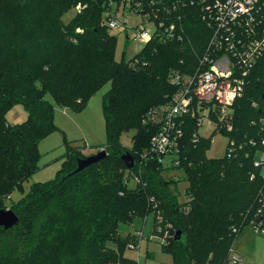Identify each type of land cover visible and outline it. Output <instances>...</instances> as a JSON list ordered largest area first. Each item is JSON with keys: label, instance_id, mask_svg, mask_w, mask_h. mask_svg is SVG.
<instances>
[{"label": "trees", "instance_id": "trees-1", "mask_svg": "<svg viewBox=\"0 0 264 264\" xmlns=\"http://www.w3.org/2000/svg\"><path fill=\"white\" fill-rule=\"evenodd\" d=\"M138 2L149 11L155 8L157 19L166 25L175 23L177 36L168 38L156 32L133 62L138 66L133 69L130 63L116 60V36L109 33L108 20L114 3L133 11ZM78 5L79 12L66 24L63 16ZM200 8L199 0H0V210L4 209L2 199L39 169V144L57 129L55 108L46 96L58 106L81 112L99 89L110 84L102 96L106 142L99 148L107 156L71 174L77 159L88 156L68 152L54 179L32 184L12 207L19 223L8 230L38 214L46 219L43 225L40 220L36 222L32 229L42 242L39 257L32 264H108L115 256L106 250V240L123 223V207L127 211L135 205L143 213L147 209L145 198L149 197L151 206L156 205L152 209V235H165L157 231L158 225L164 229L170 224L182 231L180 240L174 238L176 231L160 239L162 251L172 254L174 264H198L203 255L197 243H202L199 238L203 232L210 226L217 228L228 214L233 220L245 210L247 217L255 205L261 181L251 180L250 175L253 171L258 174L253 167L257 149L245 145L232 158L224 155L222 161H208L212 137L194 144V121L185 126L180 166L167 167L182 171L183 180L189 183L184 203L178 200L177 185L170 186L162 174L166 166L158 159L140 158L158 131V126L148 120L149 112L168 104L176 92L167 75L194 71L206 51L212 30ZM18 103L28 116L22 124L11 126L5 113ZM263 118L264 54L251 70L243 96L234 104L233 130L220 131L237 144L260 141ZM128 130L135 131L132 148L120 142V135ZM126 152L135 159L132 169L121 159ZM116 163L123 165L124 171H119ZM97 165L101 169L87 173ZM127 173L130 178L126 179ZM134 174L139 175L140 183L128 190L126 181ZM123 194L129 200L124 201ZM150 212L140 214L142 220ZM131 241V232L120 237L124 244L120 263L137 264L123 257ZM229 248L221 264L226 263ZM31 262L30 256L22 264ZM0 264H5L3 257Z\"/></svg>", "mask_w": 264, "mask_h": 264}, {"label": "rangeland", "instance_id": "rangeland-1", "mask_svg": "<svg viewBox=\"0 0 264 264\" xmlns=\"http://www.w3.org/2000/svg\"><path fill=\"white\" fill-rule=\"evenodd\" d=\"M79 10L80 8L76 6L71 7L63 16L65 23L69 24L70 19ZM112 14L121 22L126 20L125 25L121 24L118 27L108 30L109 33L116 36L115 58L117 61L123 60L130 63L129 66L136 69L138 66L133 62L144 53L148 46L146 42H142L136 37L137 28L143 25L153 32L156 27L152 21L146 20L128 8H123V5L118 7L117 3H114L112 6ZM167 79H170V75H167ZM109 88L110 84L108 83L99 89L90 98L87 106L81 112H75L68 107L58 106L50 95L46 96L47 100L55 108L54 123L57 129L47 135L39 144L38 148L41 154L38 161L39 169L20 188L13 190L11 194L2 199L4 209H12L28 193L32 184L44 183L54 179L58 171L62 169L65 156L68 152H71V154L90 156L101 150L99 149L100 146L106 142L102 96ZM27 116L28 113L25 107L19 103L13 105L5 113L6 122L11 126L22 124L27 119ZM219 132L222 133L220 130ZM200 133L204 137L210 136L205 125L200 130ZM134 135V130L123 132L120 135L121 144L125 147L132 148V138ZM226 143L227 139L222 134L215 133L212 137L211 148L207 151L206 159L211 162L222 161ZM163 161L166 164H170L171 158L164 157ZM116 167L119 171L122 169L124 171L125 169L123 165L118 163H116ZM99 169H101V165L93 167L87 173L91 174ZM166 169L162 172L164 178L167 179L170 186L173 184L177 185L178 200L180 203H184L187 200L186 190L189 186V183L183 180L185 179L184 173L179 170L168 169L167 167ZM128 177L130 178L127 173L125 178L127 179ZM138 184L132 181L131 178L128 184L130 189L128 190L137 188ZM124 191L125 193L128 192L123 189ZM150 198H145L148 210L143 211L144 214L142 210L133 207L135 205L130 206L127 211L123 207V223H120L114 228L111 237L106 240V250L115 256L108 264H119L122 262L119 258L124 244L120 243V237L127 236L134 229H142L143 238L140 242L139 249H124L123 257L127 261H136L139 264H174L172 254L163 252L160 249V238L153 236L148 240L151 236L154 221L152 215L154 214V210L152 209L156 206H151V203H149ZM123 200L127 201L129 198L126 200L123 194ZM49 206L50 209L54 208L53 201L50 202ZM151 210L152 212H150ZM149 212L150 214L143 221L141 215H146ZM245 213V210H243L238 214L239 217H236L237 219L233 218V220H231L232 218H228V214L223 221L217 224V228L210 226L203 232L201 238H199L202 243H197L203 255L202 261L198 264H221L226 249L231 244L241 257L239 264H264V235L248 229L245 226L247 223ZM132 217L134 220L131 222ZM39 220L41 225H43L46 219L40 217L38 214L36 218L32 216L28 220H25L23 224L11 230L3 231L0 229V257L5 259V264H15L16 262L22 264L30 256L33 261L30 264L37 260V257H39V252L37 251L40 248V244L42 246V242L39 241V238L33 233L32 229L35 230V223ZM234 220L237 221L234 222ZM233 226L238 227L240 232L233 233L231 230ZM163 231L171 234L176 229H172L170 224H166L164 225ZM147 252H152V257H148Z\"/></svg>", "mask_w": 264, "mask_h": 264}, {"label": "built area", "instance_id": "built-area-1", "mask_svg": "<svg viewBox=\"0 0 264 264\" xmlns=\"http://www.w3.org/2000/svg\"><path fill=\"white\" fill-rule=\"evenodd\" d=\"M202 18L212 30L208 46L199 58L198 67L189 73H173L170 83L176 87V92L168 104L153 108L148 114V120L158 126V131L151 138L148 150L141 154V160L158 159L164 166L177 169L181 164V153L184 148V130L189 121H194L196 130L192 142L198 143L201 138L213 137L219 130L232 131L234 122V104L245 91L249 75L258 60L264 54V2L260 0H199ZM150 5H154L151 2ZM81 5H78L80 8ZM124 8V7H123ZM132 11V10H130ZM170 10H168L169 12ZM134 13L152 21L156 29L152 32L145 26L137 28L136 37L142 42H150L158 32L165 37L177 36L176 24L166 25L157 19L155 8L150 11L143 7L142 2L136 4ZM156 20L159 21L156 23ZM114 15L108 20L110 28L121 24ZM181 39V37H179ZM254 105V104H253ZM264 135V118L261 119ZM206 126L209 137L201 135L200 130ZM214 134L212 135V133ZM225 137V136H224ZM224 155L232 158L244 146L255 147L256 158L253 161L255 170L250 175L251 180L260 179L261 186L255 198V205L248 211L246 227L264 235V136L258 141L251 139L247 143L237 144L228 137ZM212 143V138H211ZM246 156H249L248 153ZM164 157H170L166 164ZM139 175H132V181L140 183ZM129 183V180L126 181ZM161 221L162 217L157 216ZM157 231L163 232L161 226ZM161 238L162 241L169 235ZM233 233L240 232L233 226ZM132 241L127 248L139 249L143 238V230L131 232ZM241 257L230 246L225 264H239ZM124 264V263H119Z\"/></svg>", "mask_w": 264, "mask_h": 264}, {"label": "water", "instance_id": "water-1", "mask_svg": "<svg viewBox=\"0 0 264 264\" xmlns=\"http://www.w3.org/2000/svg\"><path fill=\"white\" fill-rule=\"evenodd\" d=\"M107 156V152L104 149H101L98 153L90 155L86 158L77 159V168L71 174L80 172L83 169L98 163ZM122 161L124 162L126 168L132 169L135 165V159L130 152H126L121 156ZM19 223V217L12 209H1L0 210V227H3L5 230H8ZM182 237V231L177 230L174 238L175 240H180Z\"/></svg>", "mask_w": 264, "mask_h": 264}, {"label": "crops", "instance_id": "crops-1", "mask_svg": "<svg viewBox=\"0 0 264 264\" xmlns=\"http://www.w3.org/2000/svg\"><path fill=\"white\" fill-rule=\"evenodd\" d=\"M134 230H132L131 232H133ZM152 237H153V235H152V230H151V236L149 237L148 240H150ZM160 249H161V247H160ZM146 254H147L148 257H152V252H147ZM137 264H139V263L137 262Z\"/></svg>", "mask_w": 264, "mask_h": 264}]
</instances>
